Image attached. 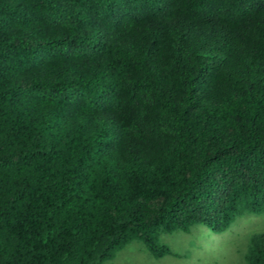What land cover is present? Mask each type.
Returning <instances> with one entry per match:
<instances>
[{"label":"trees","instance_id":"trees-1","mask_svg":"<svg viewBox=\"0 0 264 264\" xmlns=\"http://www.w3.org/2000/svg\"><path fill=\"white\" fill-rule=\"evenodd\" d=\"M245 214H264V0H0V264L160 258L161 234Z\"/></svg>","mask_w":264,"mask_h":264},{"label":"rangeland","instance_id":"rangeland-1","mask_svg":"<svg viewBox=\"0 0 264 264\" xmlns=\"http://www.w3.org/2000/svg\"><path fill=\"white\" fill-rule=\"evenodd\" d=\"M264 232V214H245L234 219L219 234L204 226H192L188 232L161 234L158 244L169 254L150 256L140 242L127 244L103 264H246L250 238Z\"/></svg>","mask_w":264,"mask_h":264}]
</instances>
